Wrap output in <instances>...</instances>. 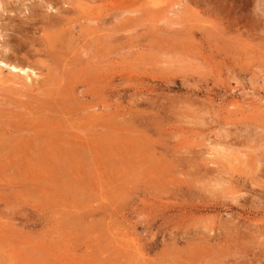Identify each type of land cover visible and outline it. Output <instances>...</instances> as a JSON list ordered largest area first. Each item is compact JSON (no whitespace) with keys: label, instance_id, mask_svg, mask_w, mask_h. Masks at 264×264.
I'll return each mask as SVG.
<instances>
[{"label":"rangeland","instance_id":"374dc122","mask_svg":"<svg viewBox=\"0 0 264 264\" xmlns=\"http://www.w3.org/2000/svg\"><path fill=\"white\" fill-rule=\"evenodd\" d=\"M0 264H264V0H0Z\"/></svg>","mask_w":264,"mask_h":264},{"label":"bare ground","instance_id":"6f19581e","mask_svg":"<svg viewBox=\"0 0 264 264\" xmlns=\"http://www.w3.org/2000/svg\"><path fill=\"white\" fill-rule=\"evenodd\" d=\"M48 1H49V0H48ZM60 1H61V0H60ZM63 2H64V1H63ZM63 2H62V3H63ZM64 3H65V2H64ZM78 3H79V2H78ZM66 4H67V3H66ZM70 5H71V4H70ZM67 6H68V5H67ZM63 7H64V6H63ZM65 7H66V6H65ZM54 8H56L55 5H54ZM48 9H49V8H48ZM67 9H68V8H67ZM68 10H69V9H68ZM50 11H51V9H50ZM55 13H56V12H55ZM63 13H64V11H63ZM51 14H52V13H51ZM51 14H50V15H51ZM64 14H65V13H64ZM43 15H44V14H43ZM39 16H40V15H39ZM51 16H52V15H51ZM54 16H55V15H54ZM58 16H59V15H58ZM66 16H67V15H66ZM262 16H263V15H262ZM67 17H68V16H67ZM70 17H71V16H70ZM55 19H56V18H55ZM57 19H58V18H57ZM57 19H56V20H57ZM62 20H63V19H62ZM72 20H73V19H72ZM54 21H55V20H54ZM54 21H53V22H54ZM64 21H66V20H64ZM57 22H59V21H57ZM62 22H63V21H62ZM60 23H61V21H60ZM68 23H69V21H68ZM39 24H40V23H39ZM62 26H64V25L62 24ZM69 26H70V25H69ZM74 26H75V25H74ZM47 28H49V27H47ZM55 28H56V26H55ZM58 28H59V27H58ZM58 28H57V30H58ZM63 28H64V27H63ZM63 28H62V29H63ZM68 28H69V27H68ZM68 28H67V29H68ZM60 29H61V27H60ZM60 29H59V30H60ZM73 30H74V28H73ZM53 32H54V31H53ZM46 33H47V32H46ZM51 36H52V35H51ZM48 37H49V34H48ZM54 37H55V34H54ZM51 38H52V37H51ZM65 38H66V37H65ZM56 39L59 40L58 38H56ZM50 40H51V39H50ZM53 40H54V39H53ZM60 40H61V39H60ZM60 40H59V41H60ZM49 42H51V41H49ZM61 42H64V41H61ZM69 42H70V40H69ZM69 42H67V43L70 44ZM21 43H22V42H21ZM26 43H27V42H26ZM51 43H52V42H51ZM57 43H58V42H57ZM46 44H47V43H46ZM59 44H60V43H59ZM61 46H62V45H61ZM47 47H48V46H47ZM59 47H60V45H59ZM59 47H57V49L60 50L61 48H59ZM62 47H63V46H62ZM235 47H236V46H235ZM39 48H40V47H39ZM53 48H54V47H53ZM64 48H69V47H64ZM64 48H63V49H64ZM48 49H49V48H48ZM17 50H18V49H17ZM55 50H56V49H55ZM49 52H50V51H49ZM58 54H59V53H58ZM44 55H45V54H44ZM44 55H43V56H44ZM60 55H61V54H60ZM60 55H59V56H60ZM34 56H35V55H34ZM61 57H62V56H60V58H61ZM6 58H7V57H6ZM8 58H9V57H8ZM9 60H10V58H9ZM51 61H52V60H51ZM13 63H15V62H13ZM57 63H59V62H57ZM2 64H3V63H2ZM54 65H55V64H54ZM5 66H6V64H5ZM14 67H15V66H14ZM14 67L12 66L13 70H17V67H15L16 69H15ZM38 68H39V67H38ZM19 70H20V69H19ZM21 70H22V68H21ZM21 70H20V71H21ZM24 70H25V69H24ZM22 72H23V71H22ZM31 72H32V71H31ZM28 73H29V72H28ZM20 74H21V73H20ZM34 74H35V73H34ZM61 75H62V74H61ZM22 77H23V76H22ZM29 77H30V76H29ZM30 78H31V77H30ZM10 106H11V105H10ZM47 140H48V139H47Z\"/></svg>","mask_w":264,"mask_h":264}]
</instances>
